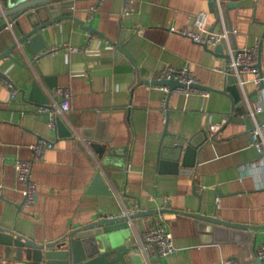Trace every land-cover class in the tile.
I'll use <instances>...</instances> for the list:
<instances>
[{"label":"crops","instance_id":"0c3cea01","mask_svg":"<svg viewBox=\"0 0 264 264\" xmlns=\"http://www.w3.org/2000/svg\"><path fill=\"white\" fill-rule=\"evenodd\" d=\"M125 1L76 0L73 14L93 22L100 34L67 17L41 30L45 49H16L20 61H0L12 83L8 87L0 76V106L11 109L0 118V226L52 241L101 214L122 216L125 206L137 205L141 211L125 232L139 246L138 234L152 227L168 197L166 218L179 250L153 257L154 264H223L232 256L245 264L240 242L216 241L183 212L264 225V158L252 145L247 122L226 124L230 112L242 113L241 106L214 89L208 97L177 90L168 100V89L150 82L165 66L189 65L199 83L223 89L226 74L216 67H226L227 57L179 32L198 31V12L211 13L208 28L220 30L222 22L210 11L211 0H130L124 14ZM92 6L97 9L90 16ZM224 13L225 24L236 30L235 46L259 44L264 72V0H242ZM11 33L13 28L0 34V51L15 40ZM34 80L51 104L62 100L55 88L71 87L72 110L58 115L70 136L60 133L56 121L52 126L48 114L20 111L37 103L29 99ZM12 87L18 88L15 100ZM247 92L251 97L242 94V101L262 106L264 121V80L260 86L249 81ZM38 139L54 145L33 165L38 195L27 207L15 163L18 156L33 160L30 146ZM93 142L108 143L111 153L99 157ZM177 143L191 148L175 165ZM97 173L111 193L91 187ZM258 233L263 243L264 228Z\"/></svg>","mask_w":264,"mask_h":264},{"label":"water","instance_id":"95a60500","mask_svg":"<svg viewBox=\"0 0 264 264\" xmlns=\"http://www.w3.org/2000/svg\"><path fill=\"white\" fill-rule=\"evenodd\" d=\"M76 0H0V34L10 28H13L12 36L15 40L11 45L0 51V61L6 58L20 61L14 55L16 49L26 50L31 53H38L47 47L42 29L50 25L60 22L64 19L75 18L82 27L88 29L90 33L100 34L99 30L93 25V22L84 24V21L73 14L72 8ZM242 0H222L224 4V12L228 14V7H239ZM210 11L215 12V0L210 1ZM12 31V29H11ZM1 37V36H0ZM205 49L221 53L228 57L222 43L212 48L207 43H201ZM261 73V56L258 63ZM0 76L7 78L10 82L8 74L0 69ZM226 86L223 89H216L201 83L193 85L211 90H219L222 93L230 94L241 106L242 113H246L247 105L242 101L241 91L235 83L232 74H228L225 79ZM153 84L168 86V100L175 92L178 86H186L174 75L170 78H157L150 81ZM53 85H50L52 88ZM32 91L29 99L35 103H47L48 98L43 88L37 80H34ZM25 93V92H24ZM251 97V95H249ZM24 99L26 96L24 94ZM36 103V104H37ZM234 108L233 111H235ZM170 113L167 110V116ZM227 123L231 121L247 122L251 127V119L239 115H227ZM56 127L59 128L62 135L70 136L71 129L60 118H56ZM225 126V125H224ZM224 126L217 131L219 133ZM211 138H216V134ZM206 141L209 137L206 136ZM92 147L96 150L99 157L104 158L111 153L112 148L108 143L101 144L93 142ZM190 143H177L175 146L174 163L178 164L183 153L189 151ZM185 151V152H184ZM93 180L92 188L99 189L102 193H111L109 186L106 185L100 173ZM187 215L197 218L198 225L204 233L210 231L216 241L229 242L237 241L243 246L245 264H264V259L259 255L262 243L258 241V232L264 228V225L241 224L233 221H225L217 215L206 216L199 212L193 213L183 211ZM135 214L131 216H110L101 214L90 223L74 227L65 235L55 238L52 241H40L18 233L14 230L0 226V264H149L146 262L145 255L139 251L138 246L129 242V233L125 230L130 226V219L135 218ZM209 233V232H208ZM150 264H154L151 260ZM163 264V263H162Z\"/></svg>","mask_w":264,"mask_h":264},{"label":"built area","instance_id":"2783aa9c","mask_svg":"<svg viewBox=\"0 0 264 264\" xmlns=\"http://www.w3.org/2000/svg\"><path fill=\"white\" fill-rule=\"evenodd\" d=\"M97 8L92 6L90 8V16L93 15ZM130 11V0L125 1L124 14ZM218 21L222 22L220 30L208 28L207 24L210 17V12H198L194 17V23L198 28V31H188L187 29L179 30V32L192 37L196 42L207 43L208 45L216 46L220 43L223 44L226 53L229 54L226 61V67H216L218 70L223 71L226 76L232 74L235 78L241 94L244 95L245 100L249 99L247 92V84L249 81H253L257 86H260L264 80V73L262 75L261 69L258 65L261 56V47L259 44L252 46H244L238 48L232 43V35L236 33L234 28H230L225 24L224 4L222 0H215V12ZM140 29L139 31H142ZM93 34V33H92ZM96 34V33H94ZM58 48H52L51 50H57ZM50 50V51H51ZM178 78L181 82L187 84L186 86H178L175 91H182L186 95L193 93H199L203 96H210L211 90L193 85L199 83L196 76L191 73L189 65L177 68L172 66H165L162 70L160 78H170L172 76ZM2 77V76H1ZM6 85L9 87L12 83L5 77H2ZM164 88L168 89V86ZM11 99L15 100L18 96V88L12 87ZM54 93L60 95L62 100L56 103H37L34 108L20 109L24 113H45L50 116L49 123L55 125L58 115L66 114L72 110L70 105V98L72 95L71 87L58 86L55 88ZM248 101V100H247ZM8 107L0 106V118ZM263 111L262 106L250 107L247 103L246 113L230 112L229 114L239 115L242 117H249L251 119L250 136L252 137V145L255 147L260 157L264 158V121L259 118V114ZM228 114V115H229ZM54 142L47 139H38L37 142L30 147L33 151V160L21 158L18 156L15 168L16 176L24 184L22 192L24 194V204L27 207L35 205L37 200V181H35L33 175V165L36 160L44 159V155L48 149L52 148ZM262 158V159H263ZM2 185L0 186V188ZM217 204L220 203V198L217 199ZM122 216H131L138 213L141 209L135 205L134 207L125 206ZM169 209L168 197L164 198V204H162L160 211L155 214V222L149 229L138 234V249L145 255L146 262L149 264L153 257H165L175 254L179 248L174 243L173 234L170 230L168 220L166 218V212ZM160 213V214H159ZM159 214V215H158ZM158 215V216H157ZM133 224V219H130V225ZM259 255L264 259V242L262 248L259 251ZM223 264H243L241 259L237 256H232Z\"/></svg>","mask_w":264,"mask_h":264}]
</instances>
